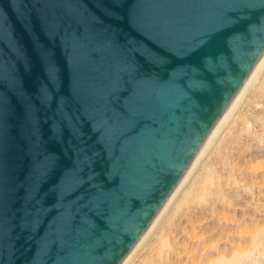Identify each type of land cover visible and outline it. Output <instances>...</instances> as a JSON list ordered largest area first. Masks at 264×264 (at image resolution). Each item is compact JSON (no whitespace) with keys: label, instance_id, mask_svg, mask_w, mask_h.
Instances as JSON below:
<instances>
[{"label":"water","instance_id":"water-1","mask_svg":"<svg viewBox=\"0 0 264 264\" xmlns=\"http://www.w3.org/2000/svg\"><path fill=\"white\" fill-rule=\"evenodd\" d=\"M264 66V0H0V264H145Z\"/></svg>","mask_w":264,"mask_h":264},{"label":"rangeland","instance_id":"rangeland-1","mask_svg":"<svg viewBox=\"0 0 264 264\" xmlns=\"http://www.w3.org/2000/svg\"><path fill=\"white\" fill-rule=\"evenodd\" d=\"M146 264H264V71Z\"/></svg>","mask_w":264,"mask_h":264},{"label":"bare ground","instance_id":"bare-ground-1","mask_svg":"<svg viewBox=\"0 0 264 264\" xmlns=\"http://www.w3.org/2000/svg\"><path fill=\"white\" fill-rule=\"evenodd\" d=\"M263 71H264V66H263L262 70L260 71L259 75L257 76L256 80L254 81L253 85L251 86L250 90L248 91V93H250V91L255 87V85H256V83H257V81H258L260 75L263 73ZM248 93H247V95H248ZM247 95H246V96H247ZM246 96H245V98H246ZM245 98H244V100H245ZM244 100H243V101H244ZM243 101H242V103H243ZM242 103H241V105H242ZM241 105H240V106H241ZM240 106H239V108H240ZM239 108H238V110H239ZM238 110H237V111H238ZM237 111H236V113H237ZM236 113H235V115H236ZM235 115H234V116H235ZM234 116H233V118H234ZM233 118H232V120H233ZM232 120H231V121H232ZM231 121H230V123H231ZM230 123H229V125H230ZM229 125H228V126H229ZM228 126H227V128H228ZM227 128H226V129H227ZM226 129H225V131H226ZM225 131H224V133H225ZM224 133H223V134H224ZM223 134H222V136H223ZM222 136H221V138H222ZM221 138H220V139H221ZM220 139H219V141H220ZM219 141H218V143H219ZM218 143H217V144H218ZM217 144H216V146H217ZM216 146H215V148H216ZM215 148H214V149H215ZM214 149H213V151H214ZM213 151H212V153H213ZM212 153H211V154H212ZM211 154H210V156H211ZM210 156H209V158H210ZM209 158H208V159H209ZM208 159H207V161H208ZM207 161H206V163H207ZM206 163H205V164H206ZM205 164H204V166H205ZM204 166H203V168H204ZM203 168H202V169H203ZM202 169H201V171H202ZM201 171H200V173H201ZM200 173H199V174H200ZM199 174H198V176H199ZM198 176H197V178H198ZM197 178H196V179H197ZM196 179H195V181H196ZM195 181H194V183H195ZM194 183H193V184H194ZM193 184H192V186H193ZM192 186H191V188H192ZM191 188H190V189H191ZM190 189H189V191H190ZM189 191H188V193H189ZM188 193H187V194H188ZM187 194H186V196H187ZM186 196H185V198H186ZM185 198H184V199H185ZM184 199H183V201H184ZM183 201H182V203H183ZM182 203H181V204H182ZM181 204H180V206H181ZM180 206H179V208H180ZM179 208H178V209H179ZM178 209H177V211H178ZM177 211H176V213H177ZM176 213H175V214H176ZM175 214H174V215H175ZM171 220H172V219H171ZM170 223H171V221H170ZM170 223H169V224H170ZM169 224H168V226H169ZM168 226H167V228H168ZM167 228H166V229H167ZM166 229H165V231H166ZM165 231H164V232H165ZM164 232H163V234H164ZM163 234H162V236H163ZM162 236H161V237H162ZM161 237H160V239H161ZM160 239H159V241H160ZM159 241H158V242H159ZM158 242H157V244H158ZM157 244H156V246H157ZM156 246H155V247H156ZM155 247H154V249H155ZM154 249H153V251H154ZM153 251H152V252H153ZM152 252H151V254H152ZM151 254H150V256H151ZM150 256H149V257H150ZM149 257H148V259H149ZM148 259H147V261H148ZM147 261H146V262H147ZM146 262H145V264H146Z\"/></svg>","mask_w":264,"mask_h":264}]
</instances>
